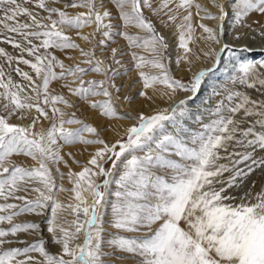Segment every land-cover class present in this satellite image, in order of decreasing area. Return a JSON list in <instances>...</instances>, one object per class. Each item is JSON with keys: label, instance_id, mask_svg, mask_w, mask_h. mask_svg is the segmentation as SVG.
I'll return each instance as SVG.
<instances>
[{"label": "snow or ice", "instance_id": "snow-or-ice-1", "mask_svg": "<svg viewBox=\"0 0 264 264\" xmlns=\"http://www.w3.org/2000/svg\"><path fill=\"white\" fill-rule=\"evenodd\" d=\"M112 2L118 9L123 26L138 27L147 35L117 32L111 22L115 17L107 10L103 13L98 11L96 0H78L65 5L89 9L87 13L74 16L60 8L49 7L47 0H35L38 8L48 12L46 17L39 19L38 13L34 14L17 0H0V10L4 13L0 17V32L18 34L27 45L3 35L2 39L19 48L21 55L13 57L4 48H0V55L5 56L9 64L16 59L18 63L29 65L37 77L42 76V84L37 85L28 72L19 67L14 69L29 81V87L35 93L36 102L33 103L30 102L33 97L28 94L22 96L24 87L15 83L0 65V89L3 90L0 98L5 101L4 108H10L7 116L0 115V225H9L7 228L0 226V264H112L110 257L123 258L118 253L138 258L137 264H264V188L254 197L250 191L244 193L240 203L229 202L235 201L236 197L228 194L233 187L242 186L244 179L256 169L264 168V158L256 159L250 152L221 155L233 142L240 146L246 144L253 150L257 146L264 149V132L257 133L252 126L241 127L252 115H258L257 123L264 127V101L253 100L247 92L236 88V85L251 89L264 87V72L260 71L264 68V48L260 50L262 58L257 64L255 49L243 45L237 52L232 45L221 40L225 35L223 22L229 16V8L235 23L242 25L253 11L264 17V0H214L219 14L209 12L197 0H160L156 7H153V0ZM173 3L175 9L170 7ZM145 7L153 14L167 9L164 15L171 22L177 19V9L187 12L176 26L178 46L184 50V55L176 61L177 65L181 60L191 63L192 49L189 45L195 31L191 9L195 7L201 20L219 21L217 28L203 23L198 25L207 34L204 39L221 45L219 51L210 48L205 53L214 58L213 66L196 72L189 82L175 78L166 55L170 45L145 16ZM54 13L58 18H53ZM20 15H27L31 23L20 22L17 19ZM45 20L50 23H44ZM93 23L96 31L103 30L101 34L105 39L99 41L101 45L114 42V38L120 35L126 38L130 48H144L151 52L150 59L131 53L135 61L133 69L150 65L159 70L157 74L139 71L144 89H154L156 84L164 85L171 93H165L169 100L178 89L191 93L171 108L152 114L140 112L135 117L121 116V119H134L136 123L112 144L100 139L97 128L76 118L75 113L65 119V113L56 106L57 103L68 107L73 104L64 95L49 92L51 81L71 76L78 81L76 87H72L71 82L64 85L71 93L82 100L89 96H103L106 99L89 101L90 106L101 109L102 114L108 117L118 115L110 89L119 93L123 86H118L115 80L133 70L124 67L121 59L117 58L124 53L112 48L111 59L116 67L105 65L102 60L92 58L94 51L80 49V45L64 31L65 28L81 29ZM254 23L264 29V22ZM258 35L264 37V31ZM33 38L40 40V44H34ZM82 38L89 39L88 36ZM232 38L241 39L243 34L236 33ZM41 48L45 50L43 54L40 53ZM51 48L80 49L82 56L89 57L83 61L88 67L76 64L65 68L62 60L47 51ZM23 53L33 56L34 60L25 59ZM225 53L230 58L239 57L229 60L232 71L228 81L232 86L212 85L209 96L202 103L207 104L216 96L221 98L214 106L193 113L189 101L196 99L206 80L220 66ZM243 53L253 55L245 57ZM57 66L62 69L59 73L55 71ZM89 72L103 73L105 78L86 81L83 77ZM140 95L147 97V92ZM42 105L51 107V117ZM33 108L39 115L29 125L9 122V117L17 113H20V119H24L25 111ZM201 113L212 118L205 123ZM41 116L52 121L50 128L33 131ZM188 121L199 127H190ZM85 133L96 138L89 139ZM249 136L253 139H248ZM77 143L103 146L96 149L88 166L80 172L68 173L74 185L71 191L75 203L65 205L56 199V193L66 189L56 184L49 162L58 166L64 161L61 148ZM13 156L30 157L38 161V166L11 162ZM233 156H239V159L232 160ZM222 159H228L230 165L219 163ZM109 161L111 167L105 168L104 164ZM245 161H251L246 170L237 167ZM226 172L231 173L227 179L224 178ZM60 176L62 178L64 173L61 172ZM97 176L104 177L102 183L96 182ZM33 192L36 193L34 197L30 196ZM49 206L51 216L47 220V231L53 234L54 242L61 245L58 254L47 250L42 237L34 241L21 239V233L39 235L40 223L28 220L14 222L26 214L42 216ZM63 210H69L75 219L61 222L59 213ZM81 236L83 242L74 243ZM16 242L24 246L4 248L5 244ZM106 248L113 251H106ZM32 253H38L40 258Z\"/></svg>", "mask_w": 264, "mask_h": 264}, {"label": "rangeland", "instance_id": "rangeland-1", "mask_svg": "<svg viewBox=\"0 0 264 264\" xmlns=\"http://www.w3.org/2000/svg\"><path fill=\"white\" fill-rule=\"evenodd\" d=\"M18 3H20L23 7H27L29 10H31L34 14L38 13V19L41 17H46L48 15L47 11H44L36 6L35 0H17ZM73 2H78V0H47V3L49 7H57L61 10L67 11L69 15H76L78 13H87L89 11L88 8L85 7H65V5L71 4ZM178 2V0H176ZM198 3L203 5L205 8L208 9L209 12L213 14H219V9L215 6L214 0H197ZM160 3V0H153V7L158 6ZM97 4V10L103 13V11L107 10L109 11L115 19H113L111 22L116 26L115 30L117 32H128L133 35H140V36H146L147 33L143 30H141L138 27L135 26H123L122 20L118 16V9L116 8L115 4L112 2V0H103V6H101V0H96ZM170 7L175 9V3L171 4ZM178 16L175 22L168 21V16L164 15V12H167V9L164 10V12H161L159 14H153L151 10L148 8H144V14L147 18H149L152 23L157 28L158 32L162 34L167 42L170 45V48L166 55L169 57V65L172 74L175 78L180 79L184 82H189L192 79V74H195L196 72L205 69V68H211L214 64V58L210 56H206L205 53L209 51V49H206L204 47V43L208 40L204 39V36H206V33H203V29L199 28L198 25L200 23L206 24L209 27L217 28V25L219 21L215 19H200V16L196 15V9L193 7L191 11L193 12V25L195 28V31L193 33V40L190 42V48L192 49V52L189 56V59L191 60V63H188L186 60H181L180 64L177 65V59L179 57H182L184 55V50L179 48L178 46V35L179 32L176 28V26L181 22L182 17L187 14V12L183 9H177ZM229 16L225 19L223 22V27L225 30V35L221 37L222 42L230 44L233 39V35L236 33H243L246 31V26L244 25H250L251 23L255 24L254 21H258L259 18H262V16L253 11L249 14L248 17L245 18L242 25H237L234 21L232 10L228 9ZM173 13H168V15H172ZM4 13L2 10H0V17H3ZM201 15H204L201 13ZM53 18H58V14H53ZM17 19L20 22L24 23H31L29 17L27 15H20L17 17ZM108 20H105V23H107ZM167 22V23H164ZM9 23H14L12 21H9ZM44 23H50L49 21L45 20ZM35 30V29H33ZM65 33L78 45H80V49H83L84 51H94L95 55L92 57L93 59H100L103 61L105 65L112 64L113 67H116V65L113 64L111 59V49L117 48L121 50L124 55L118 56V59H121L122 64L124 67L133 69V65L135 61L132 59L131 53L136 52L138 54L144 55L146 58L150 59L152 57V54L149 50H146L144 48H130L128 45V42L125 37L117 35L114 38L113 41H109L106 45H101L99 43L100 40L105 39L102 36V31H96V24H91L86 27H83L81 29H75V28H65ZM264 31V29L259 28L258 26L252 27L248 30L246 33L247 36L243 35L242 39H249V43H260L264 37H261L258 35V32ZM3 35H8L13 37L15 40L21 42L22 44L26 45V42L23 40V38L15 33H7V32H0V48H4L7 53L12 55L13 57H19L21 55V50L19 48L14 47L12 44L7 43L2 39ZM82 36H88L89 39L85 40L82 38ZM251 37H255V39H252ZM240 41V39H238ZM40 40H37L33 38V43L39 45ZM211 44V48L217 49L221 45H217L212 41H209ZM231 45V44H230ZM233 46V45H232ZM243 46V45H242ZM203 47V48H202ZM241 46H233V48L239 52ZM251 48V47H250ZM80 49H55L51 48L47 51L50 53H54L55 56L62 60L65 64V68L67 67H73L76 64H80L81 67H88L87 64L83 63L86 59L89 57H84L81 55ZM254 49V48H253ZM261 49L258 48V50L255 49V59L257 61V64L261 61ZM45 50L43 48L40 49V53L43 54ZM25 59L34 60V57L29 55L28 53H23ZM245 57L252 56V53H243L242 54ZM230 59H239V57L230 58L227 53H225L222 57L220 66L216 69V71L210 75V77L206 80L204 85L202 86V89L200 93L197 95L195 100L189 101V108L193 111V113L197 112L201 108L214 106L217 100H219L221 97L216 96L213 99H211L207 104L202 103L206 97L210 94V87L212 85H227L231 87L232 85L228 81L229 74L232 71V65L229 63ZM204 64L203 68H200L198 71L196 70L197 65ZM207 64V66H206ZM0 65L3 66V69L6 74H10L12 76V79L15 83L20 84L24 87L25 92L21 93V95L28 94L33 97V100L30 102L35 103V93H33L29 87V81L25 80L23 77H21L18 73L14 71L16 67H19L22 71L28 72L33 79L35 80L37 85L42 84V76L37 77L35 71L29 66L25 65L22 62H19L14 59L11 64L7 62V59L5 56L0 55ZM190 69V70H189ZM144 71L150 74H157L159 72L158 69L153 68L150 65H145L143 69H133L127 74L121 75L115 80V83L118 86H123L122 90L117 93L114 90L110 89V91L113 92V102L116 107V111L118 115L116 117H108L102 114L101 109L99 108H92L89 104V101H96V100H104L106 99L103 96H89L87 100H82L79 97L75 96L73 93H71L68 89V87H65L64 85L68 83H72V87H76L78 84V81H74V77L68 76L65 79H58L50 82L49 85V92L52 95H64L66 99H68L73 106L68 107L62 103H57V107L61 108L64 113L65 119H68L73 113H75L76 118L93 125L97 128L99 132V138L103 139L109 144L114 143L116 140L120 139L125 135L126 129L130 127L132 124L136 123L134 119H128L124 118L121 119V116L130 115L132 117H135L138 113L144 112L146 114H152L156 111H159L164 108H168V105L170 102H172L175 98L183 97L185 98L188 95H191V93L184 92L182 90H177L175 95L172 97L171 100L168 99V95H171L169 89L161 84H156L154 89H144L142 85V80L139 77V71ZM55 71L59 73L62 71L61 68L58 66L55 68ZM123 71V70H122ZM261 72H264V68L260 69ZM191 73V74H189ZM103 73H96V72H89L84 75V80L89 79H104ZM236 88L240 91L247 92L248 95L256 101H264V87L257 86L256 89H251L246 86L242 85H236ZM220 91V89H217ZM0 91H3L0 89ZM146 91L147 97H152V99H148L145 96L140 95L141 92ZM165 93H168V95H165ZM185 93V94H184ZM223 94V93H222ZM182 98V99H183ZM42 99V97H41ZM4 99L0 98V115H8L9 109L4 108ZM46 108V110L49 112V116H52L51 107L47 105H42ZM173 106V105H172ZM171 106V107H172ZM170 107V108H171ZM204 116V122H208V120L212 117H209L205 113H201ZM39 114L36 112V110L33 108L31 110L25 111V118L20 119V113H17L16 115H12L9 117V122L14 124H20L27 126L29 125L33 118L37 117ZM242 115V114H241ZM239 118V117H238ZM58 119V117H57ZM260 119L258 115H252L247 118V120L241 125L242 128H248L249 126L254 127L255 132L261 133L264 132V127H261L257 121ZM52 121L50 119H45L44 117H40L39 121L36 123L33 131H47L51 126ZM189 126L192 128H198L199 125L188 121ZM70 127H79V125H71ZM86 137L89 139H94V137L91 134L85 133ZM237 137L239 138V133L237 134ZM248 139H253L252 136H249ZM103 145L99 144H92V145H86L83 143H77L74 145H64L61 148V155L64 158V161H67V164L64 163V161H61L59 165L53 164L52 162H49V168L52 170V175L54 176L56 180L57 185H63L64 189L66 191H58L56 193V199L60 200L63 204L67 205L69 203H75L74 200V193L71 191L73 188V181L69 178L68 173L70 171L72 172H80L85 166H88V161L90 160L91 156L94 154L96 149L102 147ZM233 152H250L253 153V157L256 159L264 158V149H260L258 146L253 150L252 147H248L246 144L244 146H240L235 144L233 142L229 145L227 152H221L222 156H227L229 153ZM71 153V155H69ZM142 154V153H140ZM239 156H233L232 160H238ZM11 162L17 163V164H23L27 166H38V161L32 160L30 157L25 156H13L11 158ZM219 163L229 164L230 161L228 159H222L219 161ZM251 161H245L243 163H240L237 165L240 169H245L248 164H250ZM57 167L59 168V172L57 171ZM105 168L111 167V162L104 164ZM64 173V176L61 178L60 173ZM231 175V173L226 172L224 174V178L227 179V177ZM97 183H102L104 180L103 176H97L95 177ZM38 186V185H37ZM264 188V168L256 169L254 172H252L250 175H248L244 181L242 186L240 187H233L229 190V195L235 196V201H229L231 203H240V197L244 195L246 192H251L252 196L254 197L256 193H259L261 189ZM36 193H30V196L34 197ZM90 199V198H89ZM11 202V201H10ZM254 202V201H253ZM51 216V210L50 206L49 208L44 210V214L42 216H35L31 214H26L21 217H18L15 219L14 222H22V221H35L40 223L41 225V232L39 235L33 233L31 235L27 234H20L21 239H26L28 241H34L40 237H42L45 240V246L47 250L50 253L58 254L61 252V245L54 242L53 234L49 233L47 231L48 224L47 220ZM60 220L63 222L64 220L71 221L75 219V216L70 213L69 210H63L59 213ZM3 226L5 228L9 227L7 223H4ZM67 227L68 225H64ZM112 231H116L115 229H112ZM124 235H135L133 233H122ZM59 235V233H57ZM83 242V236H81L79 239L74 241V243H82ZM24 245L22 243L16 242L12 244H5L4 248H11V247H23ZM106 251H113L112 249H105ZM32 255L39 257L38 253H32ZM118 255L122 256V259H117L115 256L110 257L109 259L112 261V264H137V259L135 257H132L131 255L127 253H118Z\"/></svg>", "mask_w": 264, "mask_h": 264}, {"label": "bare ground", "instance_id": "bare-ground-1", "mask_svg": "<svg viewBox=\"0 0 264 264\" xmlns=\"http://www.w3.org/2000/svg\"><path fill=\"white\" fill-rule=\"evenodd\" d=\"M258 21H261V22H264V17H262V18H259V20ZM251 25V27H246L245 29H246V31L244 32V36H247L246 35V33L248 32V30L251 28L252 29V27H257L258 25L255 23V24H253V23H251L250 24ZM212 44V43H211ZM211 44H210V42L209 41H206L205 43H204V47L206 48V49H209V48H211L212 46H211ZM231 45H233V46H242V45H247L248 47H251V48H254V49H256V50H258V48L259 49H261V48H264V38H263V40L259 43H256V42H253V43H249V39H247V37H245V39H240V41H238V40H232L231 41V43H230ZM221 46H219L217 49H219ZM203 48V47H202ZM216 49V48H215ZM206 66H207V64H206ZM204 67V64H200V65H197V67H196V70L198 71L200 68H203ZM189 74H191V73H189ZM193 75L194 74H192L191 76L193 77ZM185 94V93H184ZM183 97H179V98H175L172 102H170V104L168 105V108H170L172 105H174L176 102H178L180 99H182Z\"/></svg>", "mask_w": 264, "mask_h": 264}]
</instances>
